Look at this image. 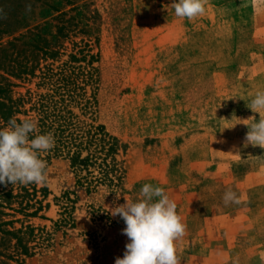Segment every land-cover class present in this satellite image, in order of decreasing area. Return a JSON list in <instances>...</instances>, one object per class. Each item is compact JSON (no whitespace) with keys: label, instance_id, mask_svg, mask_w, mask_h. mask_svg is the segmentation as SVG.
Returning <instances> with one entry per match:
<instances>
[{"label":"rangeland","instance_id":"374dc122","mask_svg":"<svg viewBox=\"0 0 264 264\" xmlns=\"http://www.w3.org/2000/svg\"><path fill=\"white\" fill-rule=\"evenodd\" d=\"M172 2L60 0L58 12L46 3L27 7L30 30L41 26L48 38L63 28L59 54L47 64L56 69L74 55L76 70H97L86 94L76 92L90 110L83 103L70 110L124 145L117 159L126 174L117 188L86 193L67 160L41 153L47 179L35 184L37 216L3 209L15 229L28 227V252L17 257L6 243L0 264H115L129 241L124 221L106 206L137 200L145 183L165 189L186 225L174 242L180 264H264V150L244 147L248 128L238 124L259 119L246 105L264 91V0H207L205 13L192 20L176 17ZM8 79L13 99L46 93L37 78ZM229 189L240 203L225 206ZM33 205L29 212L39 207Z\"/></svg>","mask_w":264,"mask_h":264},{"label":"trees","instance_id":"16d2710c","mask_svg":"<svg viewBox=\"0 0 264 264\" xmlns=\"http://www.w3.org/2000/svg\"><path fill=\"white\" fill-rule=\"evenodd\" d=\"M59 1L0 0V37L19 33L6 45L0 43V129L7 127L11 118L17 122L23 121L18 117L20 115L35 121L39 134L51 132L55 138V147L42 152L46 153L45 160L54 157L67 160L78 189L90 193L100 185L117 188L126 174L125 162L117 159L119 151H124V145L111 136L104 126L81 121L70 110L71 105L81 103L84 111L90 110L91 102L82 99L79 97L82 95L76 92L78 89L86 94L84 87L94 85L97 70L93 67L88 71L76 70L72 65L77 61L74 55L69 62L55 69L47 63L54 61L59 54L56 50L57 36H60L63 28L57 27V34H46L49 39L41 32V26L29 29V15L33 11L29 14L28 6L34 8L38 3H46L58 12L59 7L54 4ZM23 30L26 31L20 33ZM93 59L94 55H90L88 65L91 66ZM41 60L45 61V65L40 67ZM80 76L82 82L78 81ZM8 77L23 81L37 78L39 86L46 89V93L33 96L28 92L27 97L13 99L10 93L12 83ZM28 104L30 107L26 109ZM37 193L35 184H0V256L7 249L6 243L15 249L17 257L28 252V244L24 241L28 227L22 224L20 229H15L13 225L17 221L2 219L8 215L3 209L8 208L24 217H35L42 208L41 202L34 201L33 204L39 207L31 212L28 210L34 206L31 202ZM29 231L32 232L30 228ZM4 254L7 259H16L10 254L6 255V252Z\"/></svg>","mask_w":264,"mask_h":264},{"label":"clouds","instance_id":"9594fccd","mask_svg":"<svg viewBox=\"0 0 264 264\" xmlns=\"http://www.w3.org/2000/svg\"><path fill=\"white\" fill-rule=\"evenodd\" d=\"M207 0H173L171 8L176 17L192 20L202 16ZM253 113L259 114L238 123L247 126L244 147H259L264 150V91H258L246 105ZM225 119V118H220ZM239 119V118H238ZM237 125V124H236ZM232 127H226L232 129ZM224 128V129H226ZM34 137V138H32ZM55 147L51 132L39 134L35 121L25 119L8 121L7 127L0 129V184H44L47 179V162L40 153ZM264 156V155H260ZM120 195H117V199ZM125 203L107 207L112 217L119 216L125 224L122 234L127 236L123 257H117L115 264H180L175 241L182 238L186 225L178 215L177 205L160 186L145 183L135 201L124 197ZM225 206L240 203L237 193L227 190L224 193Z\"/></svg>","mask_w":264,"mask_h":264}]
</instances>
